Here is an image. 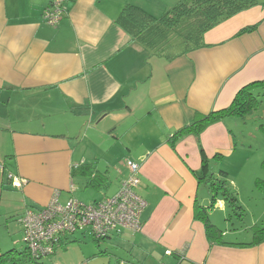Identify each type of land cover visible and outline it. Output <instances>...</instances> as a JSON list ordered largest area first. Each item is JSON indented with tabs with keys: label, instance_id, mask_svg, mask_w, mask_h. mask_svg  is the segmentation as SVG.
Here are the masks:
<instances>
[{
	"label": "crops",
	"instance_id": "crops-1",
	"mask_svg": "<svg viewBox=\"0 0 264 264\" xmlns=\"http://www.w3.org/2000/svg\"><path fill=\"white\" fill-rule=\"evenodd\" d=\"M53 1L0 0V256L26 248L27 210L46 207L56 191L67 203L78 178L106 189L115 179V195L132 160L147 202L142 230L103 247L88 231L68 235L51 264H264V243L212 244L194 217L196 202L207 208L209 200L197 178L201 148L209 173L235 159L240 118L210 126L200 140L187 136L176 150L168 141L197 114L226 109L242 88L264 82V0L173 59L169 31L159 34L156 22L128 9L159 19L172 0H64L55 27L44 18ZM226 208L218 198L214 209ZM233 235L223 232L228 243L248 244Z\"/></svg>",
	"mask_w": 264,
	"mask_h": 264
},
{
	"label": "trees",
	"instance_id": "trees-1",
	"mask_svg": "<svg viewBox=\"0 0 264 264\" xmlns=\"http://www.w3.org/2000/svg\"><path fill=\"white\" fill-rule=\"evenodd\" d=\"M252 5H254L253 0H183L172 11L159 19H153L136 7H129L128 9L132 11L131 14L136 13L140 16V21L142 22H156L155 24L159 34L164 33L165 30L169 31V56H172L173 59L178 55L202 47L204 45L203 37L207 32L250 8ZM255 29V27H251L243 32H250ZM144 32L145 31L142 30L141 34ZM147 39V41H149V38ZM263 90L264 82L249 84L236 94L232 104L228 108L220 111H213L209 114H197L190 124L177 130L169 138V145L176 150L177 144L187 136H195L200 140V136L210 126L223 122L226 118H244L259 105L258 95H260V92ZM201 153L202 174L197 176V178L200 183L204 181L212 189L213 204H215L218 198H221L225 201L226 207L240 211L242 214L244 210L239 205L237 197L227 188L226 179L228 174L221 171L220 178L218 179L213 173H209V160L205 157L202 148ZM218 158L220 157L217 156V159ZM194 217L204 224L207 238L212 244L255 247L264 243V228L254 229L253 241L248 244H231L226 242L223 237V231L211 222L208 209L198 204V202L195 204ZM67 236L68 235H63L61 237L60 245L62 240ZM100 242V240L94 239L96 245H99ZM0 264L44 263L43 259L33 258L26 246L23 251L11 250L0 256Z\"/></svg>",
	"mask_w": 264,
	"mask_h": 264
},
{
	"label": "built area",
	"instance_id": "built-area-1",
	"mask_svg": "<svg viewBox=\"0 0 264 264\" xmlns=\"http://www.w3.org/2000/svg\"><path fill=\"white\" fill-rule=\"evenodd\" d=\"M63 2L54 0L46 9L44 18L48 25L55 27L59 24L65 12ZM126 166L130 174L121 180L118 192L100 202L87 205L72 197L66 204H61L60 192L56 191L46 207L27 210L20 222L31 256L35 259L53 256L63 235L89 231L94 239L102 241L123 231L140 232L141 215L147 207V202L137 193L141 184V166L132 160H127ZM10 179L14 187L21 188L22 180L12 175ZM167 254L172 253L168 251Z\"/></svg>",
	"mask_w": 264,
	"mask_h": 264
},
{
	"label": "rangeland",
	"instance_id": "rangeland-1",
	"mask_svg": "<svg viewBox=\"0 0 264 264\" xmlns=\"http://www.w3.org/2000/svg\"><path fill=\"white\" fill-rule=\"evenodd\" d=\"M177 1L180 0H172L169 12L180 3ZM258 96L259 105L244 118L238 119V128L235 129L234 126L240 149L237 157L230 161L218 162L219 164L211 167L218 179L221 171L230 173L226 179L227 188L237 197L244 210L242 214L229 207L225 212L214 209L212 189L206 182H202L201 195H206L209 199L206 206L211 222L223 232L234 234L228 238L232 242L249 243L253 241L254 229L264 228V90ZM113 180L114 184L106 189L103 186L88 187L87 180L78 178L76 192L71 197L87 205L100 202L115 193L117 183ZM66 196L67 194L62 196L61 202L64 204ZM87 242L94 244L92 240ZM118 244L121 245L120 242ZM100 245L103 247L109 244L101 241ZM114 247L117 250L118 247ZM23 248V245H19L17 249ZM43 263L51 264V257L43 259Z\"/></svg>",
	"mask_w": 264,
	"mask_h": 264
}]
</instances>
